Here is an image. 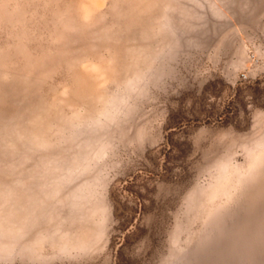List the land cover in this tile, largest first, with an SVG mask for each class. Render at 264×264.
<instances>
[{"label": "rangeland", "instance_id": "rangeland-1", "mask_svg": "<svg viewBox=\"0 0 264 264\" xmlns=\"http://www.w3.org/2000/svg\"><path fill=\"white\" fill-rule=\"evenodd\" d=\"M0 264H264V0H0Z\"/></svg>", "mask_w": 264, "mask_h": 264}]
</instances>
